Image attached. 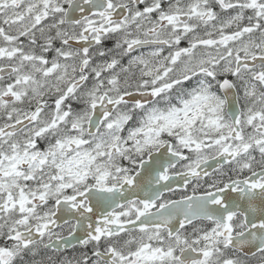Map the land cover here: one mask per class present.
<instances>
[{
    "label": "snow or ice",
    "instance_id": "6c2138e0",
    "mask_svg": "<svg viewBox=\"0 0 264 264\" xmlns=\"http://www.w3.org/2000/svg\"><path fill=\"white\" fill-rule=\"evenodd\" d=\"M0 264H264V0H0Z\"/></svg>",
    "mask_w": 264,
    "mask_h": 264
}]
</instances>
